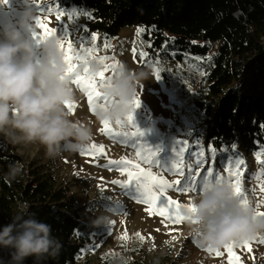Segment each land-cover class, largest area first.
Wrapping results in <instances>:
<instances>
[{
	"label": "rangeland",
	"instance_id": "1",
	"mask_svg": "<svg viewBox=\"0 0 264 264\" xmlns=\"http://www.w3.org/2000/svg\"><path fill=\"white\" fill-rule=\"evenodd\" d=\"M66 1L35 0L33 5L39 9L38 17L48 27L56 29L55 34L64 37L65 55L69 54L68 42L71 41L70 54L74 57L90 51L89 59L107 57L104 65L124 62L129 67L150 71L149 80L135 97L140 100V105L132 109L133 120H127L126 125L110 124L111 132L101 131L104 126L92 121L86 92L73 84L78 101L70 105L69 110L75 117L88 118L92 122L93 140L77 151H65L55 159L50 158L39 143L16 145L28 164L33 163L42 173L53 174L59 182L69 186L72 208L80 212L85 224L98 228L83 236L84 247L77 264H100L106 256L119 263L130 257L134 248L146 258L163 257L167 259L166 264H231L230 252L239 258V264H264V236L249 241L247 246L238 243L240 246L230 248H200L194 243L195 237L185 233L183 220L170 219L155 209L149 211L151 206L137 191L134 182L122 186L128 180L130 166L127 163L109 164L111 160L140 163L152 175L173 185L165 189L164 198L183 207L200 190L199 186L195 192L178 190L175 181L181 177L175 171L177 162L181 163L185 174L189 165L194 166V175L204 174L211 168L213 178L219 175L229 182H235L237 178L232 173L238 170L242 197L251 201L257 213L264 212V150H245L241 143L218 150L205 142L206 122L184 110L190 99L206 88L204 76L217 46L206 58L188 56L183 61L168 60L162 50H151L144 42L143 31L138 33V29H143L141 26H126L115 37L103 32H89L87 22L91 18L82 14L88 11L66 6ZM24 6V0H0V24L15 23ZM73 11L77 15L70 18L69 13ZM36 32L43 36V30L38 26ZM92 33L96 34L95 41ZM133 48L137 50L135 56ZM141 51L147 53L143 59ZM115 70L109 69L105 75L112 76ZM157 73H160L159 79ZM187 100L188 104H185ZM177 141L184 142L179 147L185 148L180 161L176 157ZM93 145L96 149L103 145V154L94 155ZM149 153H155L149 157L154 161L151 164L143 161ZM197 160L201 161L198 168L195 167ZM237 160L244 162L239 169L234 163ZM115 180L121 184L112 183Z\"/></svg>",
	"mask_w": 264,
	"mask_h": 264
},
{
	"label": "trees",
	"instance_id": "2",
	"mask_svg": "<svg viewBox=\"0 0 264 264\" xmlns=\"http://www.w3.org/2000/svg\"><path fill=\"white\" fill-rule=\"evenodd\" d=\"M91 13L89 32L118 36L129 25H139L151 50L168 60L206 58L217 51L205 73L206 88L184 108L206 122L207 144L221 150L242 144L245 150H264V0H67ZM23 169L16 180H6L10 162ZM70 188L53 174L28 164L16 145L0 137V226L24 208L51 225L62 243L60 254L40 264H77L84 235L98 230L87 225L72 208ZM10 259L0 248V260ZM122 264H166L163 257L146 258L133 249ZM24 264H37L34 257ZM100 264L115 263L106 256ZM173 264V262H172Z\"/></svg>",
	"mask_w": 264,
	"mask_h": 264
},
{
	"label": "clouds",
	"instance_id": "3",
	"mask_svg": "<svg viewBox=\"0 0 264 264\" xmlns=\"http://www.w3.org/2000/svg\"><path fill=\"white\" fill-rule=\"evenodd\" d=\"M24 4L15 23L0 24V137L12 145L39 143L55 159L89 144L95 132L88 118L75 117L69 110L78 96L67 74L61 47L64 37L52 34L34 39L39 9L33 6L35 0H24ZM84 67L88 75H95L105 65L88 59ZM149 77L147 68L121 62L100 88L109 102L94 106L92 121L126 125L131 102ZM22 169L20 162H10L5 179L16 180ZM180 213L185 233L195 237L200 248L217 249L264 236V215L257 214L251 201L245 203L226 178H212ZM0 248L8 249L10 256L0 264H24L28 257L40 264L58 256L62 243L53 236L50 224L22 208L10 223L0 226Z\"/></svg>",
	"mask_w": 264,
	"mask_h": 264
},
{
	"label": "snow or ice",
	"instance_id": "4",
	"mask_svg": "<svg viewBox=\"0 0 264 264\" xmlns=\"http://www.w3.org/2000/svg\"><path fill=\"white\" fill-rule=\"evenodd\" d=\"M51 10V9H49ZM83 15L91 18V13L89 12H83ZM77 15L75 11L69 13V17ZM60 18V14H58L57 19ZM36 25L43 30V36H38L37 32L33 33L34 39L39 38L42 39L44 37H47L49 35L55 34L56 29H52L48 27V25L43 22L39 17L36 20ZM144 31L143 29H138V33ZM92 40H96V34L92 33ZM68 53L65 55L66 62L68 63V76L70 77L71 83L79 86L82 90H84L87 94V100L89 105L91 106V110L94 111V106L97 103H108V99L103 96V94L100 91V88L103 86L105 81L109 80L111 76H106L105 72L109 69L115 70L120 65L118 64H111V65H105L104 70L100 73H97L95 75H88L87 74V68L84 67V65L87 63V60L89 59V56H91V52H87L84 56H72L71 53V41L68 42ZM62 49L65 52L64 44L62 42L61 44ZM136 48H133V55L136 54ZM145 56H147L146 52L141 51L140 57L143 59ZM100 61H104L108 59L107 57H98ZM79 61V63H74L73 61ZM83 73V74H82ZM115 74V72H114ZM156 78H160V73L156 74ZM132 109L137 108L140 105V100L135 99L131 102ZM128 120L132 121L133 117L132 115L128 116ZM104 127L101 128V131H109L111 132L112 129L109 127L110 123H103ZM182 141H177V148L179 151L176 152L177 161L182 160V153L185 151V148H180L179 146L183 144ZM92 151L94 155H100L103 154V145L100 146L99 149H96V146H92ZM137 155H141L140 153H137ZM155 153H149L148 156L143 157V161L146 163H153L149 157L154 156ZM196 155L202 156V153H197ZM127 163L130 166V170H128V180L123 183V187L129 185L130 183H135L136 189L138 192L141 193L142 197L145 198V202L148 203L151 207L149 208V211H152L155 209L159 212L160 215H166L170 219L174 218L177 221H182L184 217L180 213V209L183 207L180 203L168 199L167 201L164 198V192L165 189L172 187L173 185L169 184L168 181L164 180L161 177L152 175L150 170H146L141 167L140 163L133 164L131 161H117V160H111L109 161L110 165L116 164H124ZM155 163H159V161H155ZM236 164V168L239 169L240 165L243 164V160H237L234 161ZM201 165V161L197 160L195 167L198 168ZM134 169V170H132ZM170 171L172 169H169ZM175 171L176 173L181 177V179H177L175 181V185L178 186V190L180 191H192L195 192L197 190V187L199 186V190H202L204 187L208 185L210 180L213 178V172L211 168H208L206 173H196L194 172V166L189 165L187 174H185L184 168L181 166V163L177 162L175 165ZM234 177L237 179L235 182H229L233 186L235 193L242 197L240 183H239V176L241 173L237 170L232 173ZM217 179H222L219 175L216 176ZM114 184H121V181L115 180L112 181ZM262 190H264V186H262ZM245 203H247V199L243 198ZM258 215H264V212L257 213ZM244 246L248 245V242L243 243ZM233 246H240L239 244H230L226 245V247H233ZM229 255L232 257L231 264H239V258L235 256L234 253H229Z\"/></svg>",
	"mask_w": 264,
	"mask_h": 264
}]
</instances>
